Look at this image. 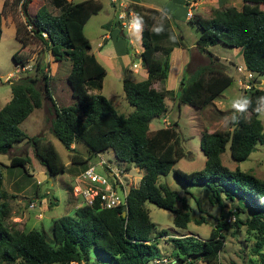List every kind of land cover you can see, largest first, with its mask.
I'll list each match as a JSON object with an SVG mask.
<instances>
[{
  "label": "trees",
  "instance_id": "16d2710c",
  "mask_svg": "<svg viewBox=\"0 0 264 264\" xmlns=\"http://www.w3.org/2000/svg\"><path fill=\"white\" fill-rule=\"evenodd\" d=\"M14 1L20 4L19 11L23 17L21 24L15 25V39L23 48L31 38H35L53 61L70 62L66 80L75 103L57 106L50 95L45 73L23 75L13 80L10 98L0 108V154H7L15 143L26 140L33 156L45 168L46 175L51 177L65 170V164L48 139L41 134L27 137L19 128V123L32 109L42 104L43 96L50 102L53 113L49 132L67 150L71 164H80L83 169L91 157L111 150L125 171L135 167L142 170V174L137 185L128 187L124 206L105 209L97 201L91 205H80L72 215L52 221L48 238L36 229L19 230L6 222L10 211L8 200L14 194L2 187V168L6 164L0 162V263L149 264L159 258L154 238L165 233L161 231L151 235L154 223L148 217L145 202L172 212V222L177 228H185L190 221L196 225L206 221L203 216L193 217L184 197L158 182V178L166 175L184 156L174 128L176 122L154 130H149L148 124L152 118L165 112L164 96L172 94L178 105L203 109L231 84L232 77L212 65L216 56L209 51L210 46L220 44L240 48L245 69L255 75H264V10L258 7L264 0H242L240 9L232 6L214 8L209 17L193 14L187 18L189 26L196 29V49L206 54L209 61L181 77L175 95L169 90H156L151 84L166 77L170 51L174 47H186L182 36L173 31L166 13H160L165 9L129 3L126 11H130L141 25V51L137 57L147 76L138 81L122 79L124 98L132 107L125 115L118 114L109 99L94 92L100 90L105 70L89 51V40L82 28L87 19L100 9V3L97 0L67 3L65 0H47L48 4L58 8L57 14H52L45 4L30 14V0ZM1 16L0 9V33ZM154 28L162 31L156 33ZM12 56L17 59L16 53ZM18 62L22 66L23 61ZM34 67L36 71L43 70L38 62ZM262 96L263 89L250 86L243 97L249 101L246 110L249 117L246 111L235 112L227 121L229 129L200 132L199 148L205 157L202 169L192 172L172 170L176 180L199 186L210 201L221 206L223 200L233 203L232 210L228 212L234 215L235 226L244 225L245 230L253 232L254 242L250 250L259 264H264V253L261 252L264 247V178L258 179L238 167L229 169L222 165L220 154L228 144L230 157L241 162L256 144H264L263 127L255 110L264 109V101L259 99ZM234 115L237 116L235 121L232 120ZM76 143L86 149L85 158L74 146L71 147ZM29 161L24 154L8 157L9 166L24 168ZM178 201L179 207L176 206ZM52 204L54 202L49 199L48 205ZM122 211H125L124 216ZM227 229L221 213L205 239L196 240L191 235L172 238L176 250L174 260L191 264L188 258L195 256L206 264L215 263L224 246L223 230ZM248 261L254 262L252 259Z\"/></svg>",
  "mask_w": 264,
  "mask_h": 264
},
{
  "label": "rangeland",
  "instance_id": "374dc122",
  "mask_svg": "<svg viewBox=\"0 0 264 264\" xmlns=\"http://www.w3.org/2000/svg\"><path fill=\"white\" fill-rule=\"evenodd\" d=\"M76 1L78 0H73V2ZM97 1L100 3V9L87 19L82 28L84 35L89 40V51L96 50V43L101 41L100 36L103 31L101 24L107 21L124 48H127V51L125 49L126 55H130L132 58L133 54L130 52L134 48H138L137 42L133 39L134 48H130V43L126 39H128L130 34H134L136 29L134 27L130 30L123 28L121 30L122 34H119L120 29L114 24L115 16L112 13V6L108 4L109 0ZM142 1L156 9L166 10L160 13L164 15L166 13L171 28L176 34L182 36L185 46H189L196 36V29L190 27L187 23L188 17L186 16V12L206 18L210 16L214 8L232 6L240 9L243 4L242 0H188L187 4H185L186 2L183 3L182 0ZM41 4H45L52 14L57 13V10L48 4L47 0H30L28 11L32 13ZM258 7L264 10V3L258 4ZM19 8L20 4L14 0H0L1 18L4 24L0 35V108L10 98V83L13 80L23 75L39 76L42 73H45L48 77L50 95L55 104L57 106L74 105L75 99L71 96V90L66 80L70 69V62L68 60L53 61L52 57L35 38H31L26 46L21 48L19 41L6 29L10 23L19 25L23 21ZM186 49L184 47L183 52L177 50L170 56V76L165 83L162 81L156 84L155 89L169 90V92H174L175 95L178 90L179 79L177 78L179 75L180 78L184 77L191 73L196 66L198 68L202 63L208 64L209 59L204 53L201 54V58H198L195 54V59L190 63L191 54ZM209 51L218 57L216 59L213 58L212 65L230 75L232 77L231 84L203 109H195L185 104L178 105L177 100L172 94L164 96L165 112L158 117L152 118L148 124V129L154 130L176 122V127L174 128L184 156L175 162L166 175L160 176L158 182L165 184L170 189L175 190L180 196H183L185 202L191 207V215L195 218L203 216L206 222L196 225L190 221L185 228H177L172 222V212L158 208L152 203L145 202L144 207L147 210L148 217L154 223L151 235L154 236L161 231L165 233L163 236L154 238L159 249V258L155 259L156 262L153 260L149 264H189L187 261L177 263L174 260L176 250L173 246V241H171L172 238L191 235L196 240H203L207 237L221 213L222 218L226 221L230 215L228 210H232L233 203L223 200V206H221L216 202L210 201L202 188L196 185L181 183L175 179L172 172L174 168L183 172L202 169L205 157L199 148L200 132L229 129L227 121L236 112L232 107V103L237 100H243L246 93L247 88H244L243 85L247 84L264 90V75L252 73L251 77L247 76L248 70L242 64L240 48H228L215 44L209 47ZM14 53H16L17 59L13 58L12 55ZM219 58H226L230 62L227 63ZM18 61H23L21 62L23 63V67L20 66ZM36 62L43 66L42 72L35 70L34 65ZM101 64L103 65L102 62ZM103 66L106 68V75L103 76L100 90L94 92L109 99L118 114L125 115L132 110V107L124 98L121 86L122 80L115 77L108 67ZM125 78L132 80L134 79V75H126ZM245 114L247 117L250 115L247 111ZM52 117L51 104L42 96V104L32 109L19 123V128L27 137L41 134L42 137L48 139L53 144L61 161L65 164V170L62 173L55 174L48 179L45 168L33 156L31 146L26 140L15 143L7 154H0V162L6 164L2 168V187L8 192L12 191L14 194V197L8 200L10 211L6 222L8 225L19 230L36 229L43 232L48 238L51 236L50 226L52 221L64 215H72L75 206L82 204V198L80 196H72L70 192L71 185L74 183L73 180L81 171L82 166L80 164H71L68 161L67 150L49 132ZM258 118L264 131V116L258 113ZM72 146L75 147L81 156L84 158L87 156L86 149L82 144L76 143L72 144ZM12 154L27 155L30 161L24 168L9 166L8 157ZM100 158L108 160L114 165L118 164L111 150L98 153V155L91 157L86 164H96ZM220 161L222 165L229 169L238 167L240 170L248 172L258 179L264 178V144H256L254 150L241 162L234 161L230 157L228 144H226L224 151L220 154ZM117 166L123 167V164ZM96 171L101 174L104 173L100 166H96ZM141 174L142 170L130 167L123 179L124 184L126 186L137 185ZM44 193L47 194L44 195ZM49 199L54 204L48 205ZM31 201L34 202V206L29 208L28 204ZM176 206H180L179 201L176 202ZM242 216L240 217L242 218ZM226 223L228 229L223 230L225 235L224 246L221 252H219L216 262L211 264H217L218 262L220 264H259L256 256L250 250L254 242L253 232L245 230L244 225L235 226L232 220L226 221ZM261 252L264 253V247L261 249ZM249 259L254 260V262H249ZM188 260L191 261V264H206L195 256L189 257ZM0 264L13 263L2 262ZM70 264L76 263L71 262Z\"/></svg>",
  "mask_w": 264,
  "mask_h": 264
},
{
  "label": "crops",
  "instance_id": "0c3cea01",
  "mask_svg": "<svg viewBox=\"0 0 264 264\" xmlns=\"http://www.w3.org/2000/svg\"><path fill=\"white\" fill-rule=\"evenodd\" d=\"M69 1H73V0H65L66 3L69 2ZM78 1H82V0H78ZM182 1H183V3H185V1H188V0H182ZM108 2H109L108 4H110L112 6V13L115 16V22H114V24H115V26H117L120 29V31L123 28H126V29L130 30V29H132L134 27L135 24L139 23L134 17H132L133 15H132V13L130 11L129 12H126V10H125V12H126V18H128L130 20V23H129L128 27H120L119 26L120 18H118V15L120 13H122L123 8L120 5H118L117 2H115V3H112L110 1H108ZM123 2H124V5L125 6H127L129 3H135V4H139V5L148 7V8H154L152 6H149V5L145 4L142 0H123ZM51 6L53 8H55L57 10V13H58V8L55 7V6H53V5H51ZM154 9H156V8H154ZM157 10H160V9H157ZM28 12L30 14H33L35 12V9H34V11L32 13L30 11H28ZM57 13H53V14H57ZM109 25H110V23L107 22V21L101 24V27L103 29V31L101 32V36H100L101 41H99V42L96 43V50L95 51H90V52L95 56L96 60L100 64L102 62L103 65H105L106 67H108L110 69L111 73L115 77H118L121 80L123 78H125L126 75H134V79H132L131 81H138V80H141V79L146 78L147 71L142 66V64L140 62V58L137 57L138 54L141 51V45H140V30L139 31L136 30L134 32V34H130L129 37H128V42L130 43L131 48H134L133 47V41H132L133 39H134V41L137 42V46H138V48H134L133 50H131L130 53L133 54V57L131 58L130 55H126V53H125L126 51H125V48H124L123 44L117 38L116 34L110 28ZM2 27L4 28V24H3V21H2V18H1V33H2ZM15 28L16 27H15V24L14 23L13 24L10 23L6 27V29H8V32L13 34L14 38H15ZM1 33H0V35H1ZM194 41H191V44L189 46H186L185 47V48H187L186 51L189 50L190 51V54H191L190 63H191V61L193 59H195V54H196V56L198 58H201V54H202V53H200V52L197 51V49H196V47L194 45ZM180 48H182V49H180ZM183 49H184L183 47H174L170 51V53H169V55L167 57V63L168 64H167V74H166V77L164 79H161V80H159V79L154 80L153 83L151 84L152 87H155L156 84H159V82H162V81L165 83V81L167 80V78H169L170 71H171V67H170V63H171L170 56L172 54H174L177 50H179V52L180 51L183 52L182 51ZM213 55L216 56L215 54H213ZM219 59H222V60L226 61L227 63L230 62L226 58H219ZM133 64H134V66H133ZM231 64H232V62H231ZM242 64H243V62H242ZM202 65H205V64L202 63L201 66ZM196 67H195V69H196ZM195 69L193 68V70H192L191 73H193V71ZM104 70H105V75H106V72L107 71H106V68L105 67H104ZM188 72H189V70H188ZM177 79L180 80V75L178 76ZM156 90H160V88H156ZM162 127H164V126H162ZM71 147H72V145H71ZM8 193H12L13 194L12 191L11 192H8ZM78 206H80V204L76 205L75 208L78 207Z\"/></svg>",
  "mask_w": 264,
  "mask_h": 264
},
{
  "label": "built area",
  "instance_id": "2783aa9c",
  "mask_svg": "<svg viewBox=\"0 0 264 264\" xmlns=\"http://www.w3.org/2000/svg\"><path fill=\"white\" fill-rule=\"evenodd\" d=\"M112 3L117 2L123 10L122 13L118 15L120 18L119 25L121 27H128L130 20L126 18V12L123 0H109ZM186 16L189 18L191 14L186 12ZM134 17V15L132 16ZM45 36L44 33H42ZM134 66V64H133ZM252 73L247 71V76L251 77ZM244 88H249L250 86L245 84ZM98 155V154H96ZM114 165L108 160H104L100 158L96 164L88 163L85 168H83L79 174L73 180V184L71 185L70 192L72 196H80L82 198V204L80 205H91L94 201H97L98 205L101 208H113L117 205H125L121 204L119 197L115 191L114 183L112 181V177L116 179V181L120 184L122 188L123 194L126 196V192L129 186H126L123 182L124 177L127 174V171L123 169V167ZM96 166H100L104 173L101 174L96 171ZM34 206V202L31 201L28 204L29 208ZM233 221L234 215L230 214L226 221ZM164 261V259H162ZM156 262V260H154ZM73 263V262H72Z\"/></svg>",
  "mask_w": 264,
  "mask_h": 264
},
{
  "label": "clouds",
  "instance_id": "9594fccd",
  "mask_svg": "<svg viewBox=\"0 0 264 264\" xmlns=\"http://www.w3.org/2000/svg\"><path fill=\"white\" fill-rule=\"evenodd\" d=\"M127 7V6H126ZM125 10H126V8H125ZM127 12V11H126ZM133 15V14H132ZM135 18V17H134ZM120 26V25H119ZM121 27V26H120ZM134 28L137 30V31H139L140 30V28H141V25L139 24V23H137V24H135L134 25ZM154 31L156 32V33H160L161 31H162V29L161 28H154ZM261 101H264V96H262V97H260L259 98ZM248 106H249V101L248 100H237V101H234L233 103H232V107L236 110V112H238V113H243V112H245L246 110H247V108H248ZM256 110V112H258L261 116H264V109H261V108H256L255 109ZM237 119V116H233L232 117V120L233 121H235Z\"/></svg>",
  "mask_w": 264,
  "mask_h": 264
},
{
  "label": "water",
  "instance_id": "95a60500",
  "mask_svg": "<svg viewBox=\"0 0 264 264\" xmlns=\"http://www.w3.org/2000/svg\"><path fill=\"white\" fill-rule=\"evenodd\" d=\"M47 177H48V179H50V176L47 175ZM112 181L114 183V188H115V191L119 197L120 203L125 204L126 203L125 202L126 196L123 194L120 184L116 181V179L114 177H112ZM45 192H47V191H45ZM121 215L124 216L125 211H122Z\"/></svg>",
  "mask_w": 264,
  "mask_h": 264
}]
</instances>
